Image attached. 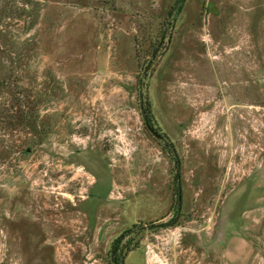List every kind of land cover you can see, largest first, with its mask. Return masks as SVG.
Segmentation results:
<instances>
[{
  "label": "rangeland",
  "instance_id": "374dc122",
  "mask_svg": "<svg viewBox=\"0 0 264 264\" xmlns=\"http://www.w3.org/2000/svg\"><path fill=\"white\" fill-rule=\"evenodd\" d=\"M120 255L264 264V0H0V264Z\"/></svg>",
  "mask_w": 264,
  "mask_h": 264
},
{
  "label": "trees",
  "instance_id": "16d2710c",
  "mask_svg": "<svg viewBox=\"0 0 264 264\" xmlns=\"http://www.w3.org/2000/svg\"><path fill=\"white\" fill-rule=\"evenodd\" d=\"M170 14H171V12H169ZM148 105V104H147ZM149 111H150V108H149V105H148V113H149ZM178 164V163H177ZM180 190H178L177 191V194L179 195L180 194V192H179ZM122 236L123 235H121L119 238H117V239H115L114 240V242L112 243V248H111V250H110V254H112V255H114L115 253H116V248L118 247V245L120 244V240L122 239ZM121 255L119 256V258L118 257H114L113 259H114V263L115 264H119V262H120V260H121Z\"/></svg>",
  "mask_w": 264,
  "mask_h": 264
},
{
  "label": "water",
  "instance_id": "95a60500",
  "mask_svg": "<svg viewBox=\"0 0 264 264\" xmlns=\"http://www.w3.org/2000/svg\"><path fill=\"white\" fill-rule=\"evenodd\" d=\"M158 137H160V136H158Z\"/></svg>",
  "mask_w": 264,
  "mask_h": 264
}]
</instances>
